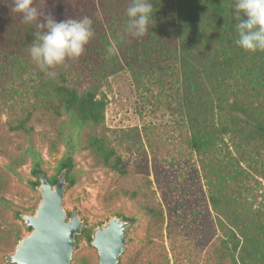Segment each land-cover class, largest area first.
Masks as SVG:
<instances>
[{"label": "trees", "instance_id": "16d2710c", "mask_svg": "<svg viewBox=\"0 0 264 264\" xmlns=\"http://www.w3.org/2000/svg\"><path fill=\"white\" fill-rule=\"evenodd\" d=\"M148 2L153 15L145 36L137 38L126 31L131 0H34L33 7L57 21L87 16L93 22L94 36L83 54L51 69L55 76L49 77L29 55L35 24H25L11 10L14 0H0V147L9 142L1 132L4 115L9 131L27 136L41 115L54 122L65 118L95 164L127 179L131 164L105 125L103 82L122 69L137 81L151 73L169 76L177 86L186 131L183 156L196 157L194 170L181 168L178 178L159 173L155 164L161 204L153 191L141 199L147 186H120L118 192L139 203L149 219V239L168 229L176 264L192 263L186 258L190 254L177 246L182 221L196 225L198 234L192 237L197 250L209 245L207 263L264 264V52H247L235 44V0ZM110 48L116 51L110 53ZM2 153L0 149V157ZM74 167L69 154L59 176L51 179L37 164L34 185H40L41 175L55 185L64 173L71 187ZM8 184L0 168V249L21 239L5 227Z\"/></svg>", "mask_w": 264, "mask_h": 264}, {"label": "rangeland", "instance_id": "374dc122", "mask_svg": "<svg viewBox=\"0 0 264 264\" xmlns=\"http://www.w3.org/2000/svg\"><path fill=\"white\" fill-rule=\"evenodd\" d=\"M155 74L137 81L131 71L122 69L105 80L101 88L108 100L105 125L133 169L127 179L95 164L89 152L80 147L78 131L63 123L65 118L54 122L49 116L41 115L33 124L32 135L27 136L9 131L4 124L7 116L2 117L1 132L7 135L6 141L9 140L6 146L0 147L3 150L0 168L9 181L4 195L7 229L18 232L21 238L30 231L22 215H33L41 200L39 186L34 185L37 182L32 175L34 166L39 164L47 177L54 179L59 176L61 162L72 154L74 184L66 189L63 205L69 217L79 215L85 229L91 232L79 235L71 264H98L99 254L91 242L93 231L114 216L134 221L128 229L120 264H161L165 259L169 264H176L168 229L149 239V219L139 203L118 192L120 186H147L148 191H141V199L153 191L156 202L161 204L155 164L159 165V173H175L178 178H181L182 169H186L185 172L194 170L196 157L183 156L181 144L186 131L176 102L177 86L169 76ZM182 222L177 246L186 250L185 255L190 254L186 258L192 261L191 264H206L209 245L197 250L199 246L192 237L198 234L196 225H181ZM184 228L187 230L183 233ZM16 245L0 249V264H13L6 257L12 254Z\"/></svg>", "mask_w": 264, "mask_h": 264}, {"label": "clouds", "instance_id": "9594fccd", "mask_svg": "<svg viewBox=\"0 0 264 264\" xmlns=\"http://www.w3.org/2000/svg\"><path fill=\"white\" fill-rule=\"evenodd\" d=\"M33 2L14 0L11 10L21 14L25 24H35L38 31L34 34L29 55L41 71L54 77L51 69L83 54L94 36L93 22L87 16L57 21L52 15H45L33 7ZM233 9L238 21L235 44L247 52H264V0H235ZM125 14L129 18L126 31L133 37H144L153 15V5L148 0H131ZM115 51V48L109 49L110 53Z\"/></svg>", "mask_w": 264, "mask_h": 264}, {"label": "water", "instance_id": "95a60500", "mask_svg": "<svg viewBox=\"0 0 264 264\" xmlns=\"http://www.w3.org/2000/svg\"><path fill=\"white\" fill-rule=\"evenodd\" d=\"M69 187L64 173L52 185L40 176L41 200L33 215H22L28 234L23 236L6 260L13 264H71L77 236L86 228L79 215L70 217L64 209ZM133 222L114 216L93 231L92 245L99 254L98 264H120L127 233Z\"/></svg>", "mask_w": 264, "mask_h": 264}]
</instances>
